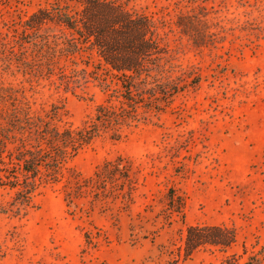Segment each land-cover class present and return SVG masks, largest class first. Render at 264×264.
<instances>
[{
  "label": "rangeland",
  "instance_id": "rangeland-1",
  "mask_svg": "<svg viewBox=\"0 0 264 264\" xmlns=\"http://www.w3.org/2000/svg\"><path fill=\"white\" fill-rule=\"evenodd\" d=\"M118 1L156 20L170 64L158 79L179 89L160 93L162 109L140 105L126 137L96 138L29 205L0 188V264H220L264 246V0ZM57 3L74 4L0 0V81L36 114L58 109V125L80 127L110 97L98 59H62L69 88L46 63L39 74L20 65L39 63L46 37L26 21ZM222 224L238 233L232 248L188 254V227Z\"/></svg>",
  "mask_w": 264,
  "mask_h": 264
},
{
  "label": "trees",
  "instance_id": "trees-1",
  "mask_svg": "<svg viewBox=\"0 0 264 264\" xmlns=\"http://www.w3.org/2000/svg\"><path fill=\"white\" fill-rule=\"evenodd\" d=\"M71 2L74 4L42 7L29 17L25 33L40 37L45 33L46 37L36 52L39 63L33 65L25 57L20 65L28 74H39L46 63L49 78L56 81L57 77L69 88L66 79L70 76L60 66L61 60L76 64L78 57L87 56L89 61H84L89 65L97 58L101 84L110 97L96 107L95 115L83 126L62 127L57 124L58 109L38 115L23 90L0 81V188L14 190L26 205L40 187L59 182L68 163L96 138L104 133L114 140L126 137V130L139 121L140 105L162 109L160 95L168 100L179 89L172 80L158 79L170 72L166 61L169 49L152 16L118 0ZM113 98L119 99V105ZM121 167L122 162L108 170ZM96 176L101 178L100 171ZM66 200L73 203L69 195ZM237 238L236 229L227 224L190 226L186 249L189 254L211 245L228 251ZM242 247L241 253H229L220 264H264V246Z\"/></svg>",
  "mask_w": 264,
  "mask_h": 264
}]
</instances>
